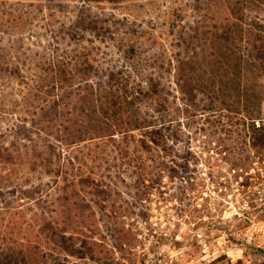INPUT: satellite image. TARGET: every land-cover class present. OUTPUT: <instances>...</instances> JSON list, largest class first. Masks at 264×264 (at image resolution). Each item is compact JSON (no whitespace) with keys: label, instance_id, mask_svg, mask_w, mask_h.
Returning <instances> with one entry per match:
<instances>
[{"label":"trees","instance_id":"obj_1","mask_svg":"<svg viewBox=\"0 0 264 264\" xmlns=\"http://www.w3.org/2000/svg\"><path fill=\"white\" fill-rule=\"evenodd\" d=\"M101 1L1 0L0 112L11 122L1 128V193L41 199L27 207L29 227L42 223L39 240L74 257H94L99 243L122 249L127 218L147 217L154 198L205 199L195 209L209 219L197 227L224 228L210 205L224 203L206 185L223 196L234 178L254 198L264 183V0H193V22H170V51L132 20L105 65L101 42L130 19L102 17L92 5ZM35 25L46 37L32 39ZM251 201L225 226L230 241L235 218L252 221L255 207L264 218ZM39 247L28 263L60 264Z\"/></svg>","mask_w":264,"mask_h":264},{"label":"rangeland","instance_id":"obj_2","mask_svg":"<svg viewBox=\"0 0 264 264\" xmlns=\"http://www.w3.org/2000/svg\"><path fill=\"white\" fill-rule=\"evenodd\" d=\"M193 4V0H139L133 4L127 1L112 3L105 0L92 3L97 6H93L95 11L106 12L100 13L102 17L114 13L116 17L126 15L130 19L125 26L117 25V29L120 28V30L117 32L115 30L111 36L113 39L106 38V42H101L100 55L105 62L104 65L109 62V59L117 56L116 49L121 39L122 42L128 41L129 35L125 31L130 30L132 20L141 24L139 29L144 32L145 37L163 42L170 51L172 48L168 43L176 39L171 33L173 27L170 22L173 20L179 25L177 29L193 22L194 10L191 7ZM213 14L218 13L210 11V15ZM71 18L65 15L61 20L69 23L68 20ZM43 31L35 25V28L28 33L32 32V39L37 40L45 36V33L41 35ZM146 85L147 83L144 84ZM9 120L10 116L1 117L0 112V142L1 128L11 125V122H7ZM226 173L230 175L231 172ZM29 174L34 184H42L41 190L46 187L48 177L38 178L36 174ZM229 184L228 188L223 189L227 192L223 196L213 192L217 186L208 183L205 187L208 195H213L217 201L224 203L223 205L210 203L211 206L218 207L212 210L216 212L212 219L221 221L224 228L208 227V225L197 227L198 222L209 219L207 211L201 212L195 209L197 202L203 203L205 199H192L188 196L179 202L181 200L178 201L171 196H166L168 198L166 200L154 198L149 203L147 217L133 214L127 218L131 224V242L124 245L122 249H113L109 244L99 243L100 249L96 250L94 257H91L89 252L83 257L68 256L66 252L58 250L53 252L52 243L48 246L43 236V241L36 236L42 223H36L35 229L28 225V221L35 222L30 219V216L33 219L34 214L27 207L31 206L30 209H34L46 206L41 199L24 198L20 201L8 191L2 194L0 189V264H24L21 252L26 256V262H30L31 259H27V255L30 254L31 248L34 250V243H40L39 250L43 251L41 254L45 255V258H50L52 255L59 257L60 264H264V218L260 220L254 218L256 207L251 210L252 221L246 222L245 218L240 217L232 221L236 240L230 241L225 234V226L230 217L239 209L246 207L250 200L257 205V208H264V183L252 188L256 191L252 196L254 198H248L243 191H240L242 188L237 187L238 183L234 178ZM177 185L179 184H174V186ZM218 188L222 189L220 186ZM48 207L52 208L51 205ZM25 210L26 216L18 212L25 213ZM100 233L96 232V237H100ZM42 235H45L44 230ZM27 240L30 241L29 246L26 244Z\"/></svg>","mask_w":264,"mask_h":264}]
</instances>
